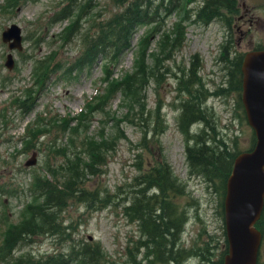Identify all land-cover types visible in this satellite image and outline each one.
I'll list each match as a JSON object with an SVG mask.
<instances>
[{"label":"trees","instance_id":"1","mask_svg":"<svg viewBox=\"0 0 264 264\" xmlns=\"http://www.w3.org/2000/svg\"><path fill=\"white\" fill-rule=\"evenodd\" d=\"M37 1L39 0H2L1 7L15 11L25 3ZM76 1L78 2L75 3ZM92 1L69 0V3L54 12L52 23L69 21L59 33V40L65 45L79 37L82 51L68 67L55 63L56 54L53 52L42 59H35L32 70L34 90L25 89L23 99L18 98L15 102L24 116L33 110L36 90H43L51 75L70 80L72 75L90 69L98 60L103 62L105 87L101 93H95L86 101L78 116H51L47 119L37 115L22 137L25 150L35 149L34 143L38 138L49 133L50 128L59 123L63 128L62 132L72 134L75 139L83 135L79 140V151L86 158L83 159L81 153L77 154V150L72 151V157L60 151L50 152L53 157L57 155L55 153H60L63 157V163L58 165L57 170L62 181L53 176L56 170L50 163H46V171L52 177L33 176L27 197L30 201L25 202L20 220L16 223L5 222L7 227L0 243V264H115L106 259L98 243L72 246L64 254L57 253L36 261L29 255L14 258L13 253L25 238L59 236L63 230L61 213L72 199L78 198L90 206L96 202L101 208L111 203L108 195L100 198L97 191L89 192L83 186L86 176L100 175L102 168L106 166L107 152L113 151L116 143L125 139L119 131L121 120L108 115L105 110L107 101L119 97L121 107L125 108L122 120L141 127V150L149 151L148 136L152 137L155 145L162 148L159 139L167 128L160 112L162 101L158 99L155 108L149 110L146 90L151 81L156 89L160 88L167 75L176 82L175 98L178 99V104L172 102L171 106L177 105V128L184 138L187 175L189 178H200L217 192L218 214L224 223L226 181L235 157L244 151L231 149L227 140L217 131L214 113L208 108L206 98L227 94L228 91L236 93V106L241 111L239 117L247 123L242 104L241 72L245 53L229 56V42L222 47L220 60L227 70V86L213 94L204 88L199 76L201 60L198 55L191 58L187 67H178V73L173 72L165 62L171 61L173 53L184 45L188 25L206 27L218 21L231 32L234 19L239 13L238 0H112L116 10L98 23L91 17L86 21L82 20L92 11ZM195 1L200 3L198 8H190L189 5ZM171 15L176 16V21L169 30L162 31L163 17ZM139 29H143L145 33L138 37L135 48L132 41ZM39 42L38 38L35 44ZM154 42L157 46L155 52H152ZM133 49L136 57L132 70L114 78L109 66L118 64L122 55L133 52ZM261 49L264 47L257 46L253 50ZM149 58L153 60L152 65L148 63ZM95 111L102 112L111 121H115L113 127L116 128V133L112 139L103 137L98 141L95 135H102L100 131L94 136L87 134L88 126L84 123ZM254 142L253 133L250 148L245 151H249ZM136 165L138 174L122 198V214L129 223L137 224L139 237L133 241L132 248L124 250L125 258L119 264H185L191 258L197 259L199 264H223L228 246L225 228L224 247L217 259H213V250L217 247L211 246L212 238L203 242L201 247L192 246L188 249L181 245L187 212L180 208L177 200L186 194V186L179 182L168 162L163 158L155 165L143 167L141 161ZM3 219L6 220L7 215ZM255 227L262 235L257 264H264V206Z\"/></svg>","mask_w":264,"mask_h":264},{"label":"rangeland","instance_id":"2","mask_svg":"<svg viewBox=\"0 0 264 264\" xmlns=\"http://www.w3.org/2000/svg\"><path fill=\"white\" fill-rule=\"evenodd\" d=\"M67 3L69 0H39L25 3L15 11H8L1 7L3 3L0 0V243L7 227L5 222L16 223L20 220L33 176L52 177L46 171V163L55 166L53 176L62 181V176L57 170L58 165L63 163V157L60 153H55L57 155L53 157L50 152L60 151L72 157V151L77 150V154L81 153L83 159L86 158L79 151V140L83 135L75 139L72 134L62 132L63 128L59 123L54 124L49 133L38 138L34 143L35 149L25 150L22 137L27 126L35 121L37 115L44 118L78 116L86 101L95 93H101L105 87L103 62L98 60L90 69L72 75L70 80L51 75L43 90L35 89L33 110L24 116L15 103L18 98L23 99L25 89L34 90L32 70L35 59H42L53 52L56 54L55 63L68 67L80 55L83 46L79 37L65 45L59 40V33L69 21L52 23L51 20L54 12ZM199 4L195 1L189 7L198 8ZM238 5L239 13L234 19L231 32L218 21L206 27L188 25L184 45L173 53L172 60L165 62V65L178 73V67H187L191 58L198 55L201 60L199 76L203 80L204 88L211 94L220 88H226L227 70L220 60L222 47L226 42L231 45L229 56L253 51L257 46L264 47V0H238ZM91 7L92 11L89 16L83 17V21L91 17L98 23L116 10L112 0H93ZM244 14L245 19L240 20ZM249 19H253L251 26ZM163 20L161 30H169L176 21V16H164ZM13 24L21 30L20 52L10 51L7 44L1 40L2 32ZM144 33L143 29H139L132 41L133 47L136 48L138 37ZM38 38L40 42L36 45ZM156 46L154 42L152 52H155ZM134 50L124 53L118 64L109 66L108 69L114 78L132 70L136 57ZM9 53L14 60L11 70L4 64ZM148 63L152 65L153 60L149 58ZM175 84V80L167 75L160 88L156 89L151 81L146 90L149 110L155 108L158 99L162 101L160 112L167 128L159 139L161 149L155 145L152 137L148 136L149 151L141 150V127L122 120L125 108L121 107L119 97L107 101L105 110L108 115L121 120L119 131L125 139L118 141L113 151L107 152L106 166L102 168L100 175L86 176L83 186L89 192L97 191L100 198L108 195L111 203L101 208L96 202L90 206L78 198L72 199L61 213L62 233L54 237L41 235L25 238L15 249L14 258L29 255L35 261L43 260L54 256L53 254H64L72 246L98 243L108 261L115 264L122 262L125 258L124 250L132 248L133 241L139 237L137 224L129 223L122 214V198L138 174L137 162L141 161L143 167H146L155 165L163 158L179 182L186 186V194L177 200L180 208L187 212L181 245L188 249L192 246L201 247L203 242L212 238L211 246L217 247L213 250V259L219 257L224 247V223L218 214V194L200 178H189L187 175L184 138L177 128V105L171 106L172 102L178 104V99L175 98ZM236 97V93L228 91L227 94L207 97L206 104L214 113L217 131L227 140L229 147L245 151L250 148L253 132L246 121L239 117ZM114 123L115 121H111L102 112L95 111L87 117L84 124L88 126L89 136H94L98 131L102 133L99 137L95 135L100 141L103 137L112 139L116 133ZM73 124L71 126H74ZM80 129L83 131L82 126ZM32 157L34 164L26 165ZM51 169L53 170V167ZM5 215L6 220L3 219ZM187 264L199 263L197 259L191 258Z\"/></svg>","mask_w":264,"mask_h":264},{"label":"water","instance_id":"3","mask_svg":"<svg viewBox=\"0 0 264 264\" xmlns=\"http://www.w3.org/2000/svg\"><path fill=\"white\" fill-rule=\"evenodd\" d=\"M3 43L10 51L22 50L21 30L6 28ZM5 66H14L12 54ZM242 104L255 142L249 151L238 154L226 181L223 200L227 254L223 264H257L262 235L255 227L264 206V49L244 54L242 65ZM34 158L26 165H33Z\"/></svg>","mask_w":264,"mask_h":264},{"label":"flooded vegetation","instance_id":"4","mask_svg":"<svg viewBox=\"0 0 264 264\" xmlns=\"http://www.w3.org/2000/svg\"><path fill=\"white\" fill-rule=\"evenodd\" d=\"M245 19V14H244V16H242L241 18H240V20H244ZM249 25L251 26L252 25V22H253V19H249Z\"/></svg>","mask_w":264,"mask_h":264}]
</instances>
